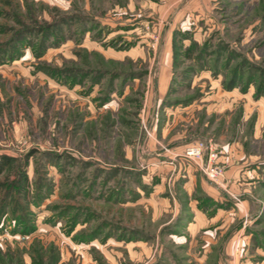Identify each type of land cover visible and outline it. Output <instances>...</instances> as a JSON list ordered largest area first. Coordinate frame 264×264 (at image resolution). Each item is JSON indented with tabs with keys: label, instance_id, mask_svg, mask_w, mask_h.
Returning <instances> with one entry per match:
<instances>
[{
	"label": "rangeland",
	"instance_id": "obj_1",
	"mask_svg": "<svg viewBox=\"0 0 264 264\" xmlns=\"http://www.w3.org/2000/svg\"><path fill=\"white\" fill-rule=\"evenodd\" d=\"M0 264H264V0H0Z\"/></svg>",
	"mask_w": 264,
	"mask_h": 264
},
{
	"label": "built area",
	"instance_id": "obj_2",
	"mask_svg": "<svg viewBox=\"0 0 264 264\" xmlns=\"http://www.w3.org/2000/svg\"><path fill=\"white\" fill-rule=\"evenodd\" d=\"M193 161L212 182L220 183L225 176L224 166L218 160V152L212 140H200L186 146L180 154Z\"/></svg>",
	"mask_w": 264,
	"mask_h": 264
}]
</instances>
